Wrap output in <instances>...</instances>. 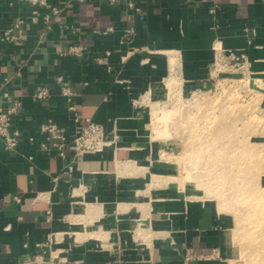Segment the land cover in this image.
<instances>
[{
    "label": "crops",
    "instance_id": "obj_1",
    "mask_svg": "<svg viewBox=\"0 0 264 264\" xmlns=\"http://www.w3.org/2000/svg\"><path fill=\"white\" fill-rule=\"evenodd\" d=\"M50 3L61 13L47 29V10L32 24L27 3L0 0L1 31L24 21L20 41L0 42V108L13 104L6 91L22 104L12 127L19 147L8 152L0 142V264H239L218 208L150 187L153 176H173L161 140L149 135L147 96L160 99L173 60L188 93L210 90L225 59L264 83V0H141L139 13ZM71 47L83 57L67 55ZM58 76L73 87L71 104ZM39 87L50 97L35 98ZM70 105L104 128L102 151L76 157L69 143L61 157L40 149L48 120L71 140L81 130Z\"/></svg>",
    "mask_w": 264,
    "mask_h": 264
},
{
    "label": "rangeland",
    "instance_id": "obj_2",
    "mask_svg": "<svg viewBox=\"0 0 264 264\" xmlns=\"http://www.w3.org/2000/svg\"><path fill=\"white\" fill-rule=\"evenodd\" d=\"M171 62L175 72L171 76L170 68L162 96L152 102L159 107L158 130L152 135L161 140V159L173 177L153 176L149 185L172 179L164 187L213 204L227 218L239 264H264V252L249 249L264 245V83L248 65L225 59L210 90L188 93ZM200 140L208 143L197 147ZM216 158L220 164L214 174L209 167Z\"/></svg>",
    "mask_w": 264,
    "mask_h": 264
},
{
    "label": "built area",
    "instance_id": "obj_3",
    "mask_svg": "<svg viewBox=\"0 0 264 264\" xmlns=\"http://www.w3.org/2000/svg\"><path fill=\"white\" fill-rule=\"evenodd\" d=\"M10 5H13L14 2H24L33 8L32 16L30 21L32 24H37L39 19L42 17L41 11L47 10L48 13L43 16L44 22L47 29L51 28V23L57 17L60 16L61 10L57 7H53L50 3V0H8ZM74 2L84 4L88 2H104L110 6L124 5L128 11L139 13L140 9L138 8L137 3L141 0H72ZM201 3H205L209 0H200ZM217 5H214L210 9L211 14H215ZM24 24L23 20L18 21L12 27L5 31L0 30V42H17L20 41L23 37L22 25ZM133 35V31L129 30L126 32V41L130 39ZM67 55L75 56L81 58L84 55V49L80 47H71L69 48ZM16 76L18 78L22 77L21 71H18ZM8 80H5L7 84ZM56 82L61 87V95L67 99L68 103H72L75 98V93L73 87L69 81H67L63 76H58ZM50 90L39 87L34 93V97L38 100H45L50 97ZM3 97L8 101V103H13L12 106L7 108H0V142L2 143L5 151L14 152L19 147L21 141V132L19 130H13L14 118L18 116L22 104L14 99V97L8 92L3 93ZM70 111L75 114V108L73 105L69 107ZM75 123L81 126V130L78 134L71 140L67 137L66 130L57 126L52 120H48L41 127V132L46 135L45 141L39 144V147L44 152H49L50 150L58 151L61 157H65L64 148L69 143L75 149V156L80 157L84 154H93L102 151L107 143L105 141V131L101 125L95 124L89 120L81 121L77 114H75ZM31 144L35 143L33 137L29 138ZM32 160V158H30ZM72 167L70 168V171ZM50 244L53 245L54 242L50 241Z\"/></svg>",
    "mask_w": 264,
    "mask_h": 264
},
{
    "label": "bare ground",
    "instance_id": "obj_4",
    "mask_svg": "<svg viewBox=\"0 0 264 264\" xmlns=\"http://www.w3.org/2000/svg\"><path fill=\"white\" fill-rule=\"evenodd\" d=\"M174 66H176L174 63L172 64V67H171V76L173 75V73L175 72V70H174ZM223 69V67H222V65L220 64V63H218V65H217V68H216V71H215V74H217V72H221V70ZM170 83H173V80H171V81H169ZM154 92H150L149 93V95L147 96V99L150 101V107H151V114H150V123H149V129L151 130V132H152V134H154L155 133V131H156V129H157V127H158V115H157V113H158V109H159V107L158 106H155V104H152V102H153V99L155 98L154 97ZM145 100H146V98H145ZM197 101H198V99H197ZM196 101V102H197ZM200 104H201V102H199ZM198 105V104H197ZM199 106V105H198ZM201 106H203V105H201ZM161 110V109H160ZM198 110V109H197ZM200 110V109H199ZM203 110V109H202ZM192 111V110H191ZM160 124H161V122H160ZM158 130V129H157ZM201 141H203V140H200V142H196V143H198L197 144V147H198V145L199 144H204V143H208V142H201ZM210 142V141H209ZM210 146V145H209ZM208 146V147H209ZM192 147V146H191ZM197 147H193V150H194V148H195V150H197ZM250 151V150H249ZM218 160V161H217ZM216 163H214L213 165H208V166H210L209 168H210V171H212L211 173H214L215 174V172H216V170L219 168V164H220V160H219V158H216ZM205 168V167H204ZM217 172H219V171H217ZM206 175V174H205ZM211 176H213L212 174H210ZM209 175V176H210ZM218 175H220L219 173H218ZM222 175V174H221ZM208 176V177H209ZM255 181V180H254ZM170 182H172V179H171V181L170 180H168V181H165V182H159L158 180H155L154 182H152V185H151V187L154 185H156L157 187H164V185L165 184H169ZM261 200H264L263 198H261ZM254 217V216H253ZM261 221V220H260ZM262 222H263V220H262ZM263 230V229H262ZM262 234H264V230H263V233ZM261 243V242H260ZM256 244H258V243H256ZM253 248L255 249V250H257V251H259V252H264V245H262V244H259V245H252V248H249V249H251V250H253Z\"/></svg>",
    "mask_w": 264,
    "mask_h": 264
}]
</instances>
